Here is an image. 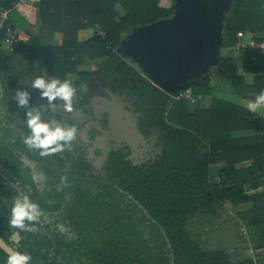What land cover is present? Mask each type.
I'll return each instance as SVG.
<instances>
[{
    "label": "trees",
    "instance_id": "trees-1",
    "mask_svg": "<svg viewBox=\"0 0 264 264\" xmlns=\"http://www.w3.org/2000/svg\"><path fill=\"white\" fill-rule=\"evenodd\" d=\"M14 1L0 0V5L10 6ZM66 1L70 8L60 15L52 0H39L34 10L40 22L39 34H31L27 25L16 20L18 11L28 3L9 13L8 23L21 32L11 51L0 49L4 92L0 103L7 105V122L16 123L28 136L31 132L26 109L18 107L15 94L28 90L27 79L32 81L39 75L36 67L49 69L61 81L67 80L68 73L76 72L79 83L76 87L71 82L72 86L81 89L79 93L86 101L90 86L80 83L123 74V69L116 67L120 56L114 49L120 37L136 27L132 26L136 10L144 6L151 9L141 21L144 24L169 16L175 6L174 0ZM118 4L122 6L120 11L116 9ZM227 17L231 22L223 30L224 47L228 51L231 48L232 53L220 56L212 84L211 78L203 82L194 79L193 84L207 90L218 86L220 80L233 94L255 98L264 90V53L258 46H242L239 50L234 46L238 31L250 30L257 42L263 40L264 0H232ZM95 24L106 30V36L101 37L94 29L90 37L79 41L78 28ZM55 31L63 33L59 46L48 42ZM2 40L0 32V44ZM98 58L103 59L101 63L96 62ZM85 60L102 64L95 76L77 69V64ZM31 90L30 99L37 97L39 90ZM178 91L161 90L145 78L136 80L131 94H139L142 100L148 92L151 94L140 127L144 130V125H155L159 129L160 151L147 162L133 164L122 149H112L96 174H87L86 166L75 161L67 193L46 189L39 194L13 150L7 149V159L1 158V144L0 236L17 251L30 254L29 264H256L250 257L233 261L224 248L202 247L201 233L195 232L194 239L186 225L201 210L214 216L226 200L232 204L249 201L250 209L240 215L252 239L259 238L255 248H264V191L247 196L243 189L245 181L252 186L264 182V117L214 96L209 109H190L189 100L171 98ZM255 129L262 132L232 137L233 131ZM247 159L251 160L248 167L236 166ZM218 162L223 164L217 171L219 181H214L210 168ZM85 175L92 178L83 180ZM24 195L41 210L58 215V219L47 221L41 212L35 222L26 221L36 231L12 227L11 209ZM59 217L68 229L62 231L55 225ZM8 256L0 247V264H7Z\"/></svg>",
    "mask_w": 264,
    "mask_h": 264
},
{
    "label": "flooded vegetation",
    "instance_id": "flooded-vegetation-1",
    "mask_svg": "<svg viewBox=\"0 0 264 264\" xmlns=\"http://www.w3.org/2000/svg\"><path fill=\"white\" fill-rule=\"evenodd\" d=\"M121 58L120 56L116 67L120 63ZM101 66L102 64L97 66V70L92 76H95L99 72ZM118 69H123L121 76H114L109 80L101 77L99 81L90 80L89 83L88 81L80 83L84 86H90L89 99L87 98L86 101H83L82 95L79 93L81 89H76L71 112L64 110L63 101H54L56 107H49L46 98L42 99L40 91L38 90L37 97L31 98L29 103V107H40L43 119L48 121L55 120L65 128L76 127L77 134L80 133L82 126L87 128L88 144L92 140L94 141L97 136H111L116 138L108 143L107 149L104 147L102 149H95L94 152L97 153V157H102L98 166H95L93 161L91 159L89 160L84 154L86 152L83 150L84 145L76 138L70 143L64 144L63 151L47 156H41L40 150L29 148L24 143L25 138L28 136L27 132L16 125V123L7 122L4 114L6 113L7 105L4 101H1V158L7 159V149L13 150L15 156L19 157L23 162V168L30 174L39 194H43L46 189H51L53 193L59 191L67 193L66 189L69 187V178L75 161L78 164L86 166L87 174L89 172L96 174L102 169L104 160L112 149H122L126 152V158L130 159L133 164L147 162L160 151L159 129L155 125H144V130L140 127L142 126L140 120L146 115L144 110L150 106L151 94L148 92V97L142 100L139 98V94L130 93V89L134 86L136 80L142 81L144 78L149 79L143 76L141 72L135 70V67L127 60ZM77 78L70 81L75 86L77 82L79 83ZM27 84V91L30 92L32 89L30 82ZM34 90L36 91V89ZM129 100L132 102H129ZM0 168H3L1 164ZM8 175H12L11 172ZM13 177L15 178V176ZM89 177L85 175L83 180H87ZM74 180L81 179L75 178ZM16 182H18V179H16ZM40 211L47 221L54 222L58 219V215H53L41 209ZM55 216L56 218L54 219ZM55 225L62 231L68 229V225L64 224L60 217L55 222Z\"/></svg>",
    "mask_w": 264,
    "mask_h": 264
},
{
    "label": "water",
    "instance_id": "water-1",
    "mask_svg": "<svg viewBox=\"0 0 264 264\" xmlns=\"http://www.w3.org/2000/svg\"><path fill=\"white\" fill-rule=\"evenodd\" d=\"M169 16L129 29L116 43V51L135 70L164 91L187 89L209 79L212 68L226 54L223 30L231 19L232 0H174ZM3 86L0 80V97ZM7 253L16 248L0 236Z\"/></svg>",
    "mask_w": 264,
    "mask_h": 264
},
{
    "label": "clouds",
    "instance_id": "clouds-1",
    "mask_svg": "<svg viewBox=\"0 0 264 264\" xmlns=\"http://www.w3.org/2000/svg\"><path fill=\"white\" fill-rule=\"evenodd\" d=\"M30 87L40 91L41 98H46L49 107L55 108L54 101H63L65 111L71 112L73 97L76 89L69 80H47L43 75H38L30 82ZM18 107L26 109V124L31 134L24 143L32 149L40 150L41 156H47L63 151V145L70 143L77 136V128H65L55 120L48 121L42 118L41 109L38 106L29 107L30 92L18 90L15 94ZM251 113L257 114L264 109V90L256 95L254 102L247 105ZM42 215L39 205L32 202L27 195L18 197L11 209L10 225L14 228L32 232L37 229L26 225V221L35 222ZM30 254L24 252H12L7 258V264H29Z\"/></svg>",
    "mask_w": 264,
    "mask_h": 264
},
{
    "label": "crops",
    "instance_id": "crops-1",
    "mask_svg": "<svg viewBox=\"0 0 264 264\" xmlns=\"http://www.w3.org/2000/svg\"><path fill=\"white\" fill-rule=\"evenodd\" d=\"M38 2H39V0H30L28 2L27 6H24L25 8H23L22 11H20V12L18 11L19 18L16 19L18 22H25L27 24V26H28L27 29H28V31L31 34H39V32H40V30L38 28V24L40 22L37 21V17H36V15L34 13V10L36 9L35 5ZM52 2L56 6L57 12L60 15L63 12H66V10L70 8L69 1H66V0H52ZM116 9L118 11H120L122 9V6H120V4H118L116 6ZM78 14L81 16V15H84V12H79ZM89 27L92 28L93 26H89ZM87 28L88 27H80L76 31V35H77V38H78L79 41L86 40L94 32V27H93V31H92L91 34L82 35V33ZM49 40L53 41V43L50 44L51 46H59V45H61V43L63 41V33L60 32V31H55L53 33L52 37L48 39V42H49ZM18 55L20 56L21 53H18ZM85 64H89V66H85ZM92 64H95V63L94 62L91 63V62L85 60V61L77 64V69L91 72L92 75H93L95 72L93 73L91 71V69L89 68ZM95 66H96V64H95ZM36 68L37 69H35V73L39 74V75H43L45 79H47V80L48 79H54V78L58 79L57 77H55V76H53L51 74L49 69L44 68V67H40V66H38ZM96 68H97V66H96ZM41 72L43 74H41ZM212 74H213V71H212ZM77 76H78V74H76L74 79H68L69 78V73H68L66 75V79L69 80V81H73V80H75L77 78ZM28 82H31V80L27 79V83ZM202 97L203 96H201L200 94L196 95L195 109L204 110V109H209L211 107V105H212V96L209 97V99H207V101H203L202 99L199 100ZM214 97H218V98H221L223 100L238 104V105L243 106L245 108H247V105L249 103H252L255 100V98L244 97V96H240V95L232 94V93L228 94V95H225L224 97H219V96H214ZM212 114H213V111H212ZM257 114H259L260 116L264 117V109L260 110V112L257 113ZM261 132H262V130H260V129H255L254 131H233L232 132V137H242V136H245V135H254V134L259 135ZM199 152H202V149H199ZM250 161H251L250 159H247V160L243 161L242 163H237L236 166H240V167H243V168L248 167L249 164H250ZM222 164L223 163L218 162V163H213L211 165L210 169H211V172L213 173L212 175H213L214 178L217 177V171L222 166ZM259 182H260V179H259ZM250 183L251 182H249V181H245L244 184H243L244 194H246L247 196H249V195L250 196H254V195L259 194V193L264 191V190H262V189H260L258 187L259 183L256 186H252ZM224 203H230V207L234 208V210H232V211L229 210V213H232L231 214L232 218H234L235 222L239 225L237 239L240 237V241L243 242V244H244L243 246L246 248L245 253L243 255H240L239 259H242V258H245V257H247V258L250 257V258H254L256 264H264V248H255V246L260 244V242H258L259 238L257 237L256 240L252 239V235L250 233V228L248 227L245 219L240 215V214L245 213L247 210L250 209V207L252 205L251 202L245 201V202L238 203V204H232L230 201L226 200ZM218 213L214 215V216L217 217V219L220 218V217H218V215H219ZM210 218H212V220H213V216H211ZM227 234H228L229 240L226 241L227 245L223 246V248L229 254L230 258L233 260L234 257L237 258L236 255H239V254H238V252L234 253L235 252V248H234V244L231 242L232 241L231 230H229V233L226 232V235ZM200 240H201L200 243H201L202 247L207 248V249H215L216 248L215 246L210 245L209 241H211V240H208L207 238H205V236L202 233H201V236H200Z\"/></svg>",
    "mask_w": 264,
    "mask_h": 264
},
{
    "label": "rangeland",
    "instance_id": "rangeland-1",
    "mask_svg": "<svg viewBox=\"0 0 264 264\" xmlns=\"http://www.w3.org/2000/svg\"><path fill=\"white\" fill-rule=\"evenodd\" d=\"M151 13V9L149 7H140L136 10L135 13V18H134V22L132 26H138L142 24V20L144 19V17H146L147 14ZM131 20H129L128 24L130 23ZM20 25L25 26L27 25L25 22H19ZM93 31V27H88L83 33L82 35H87V34H91ZM53 43L52 40H49V44ZM0 49H3V47H0ZM228 53H232L231 48H229ZM101 58H98L96 62L100 61L101 63ZM92 63V62H91ZM85 66H89V64H85ZM97 66V64H96ZM95 64H92L89 68L91 69V71L94 73L96 72L97 68H96ZM213 74L212 77L210 79V84H212V78L214 79L216 76V66L212 68ZM41 74H43L41 72ZM76 72L75 73H71L69 74V78L68 79H74L76 76ZM92 77V76H91ZM215 83V82H214ZM218 86L214 87L213 89H207L204 90L202 86L199 85H195L192 84V86H190L189 88H187L189 90V92L195 96L196 94H200L201 96H203L202 98H200L199 100H203V101H207V99H209V97H213V96H219V97H224L225 95L231 94L232 92L230 91V87L228 88L226 86V82L223 83V81L218 80L217 81ZM223 84V85H221ZM154 85V84H153ZM225 87V88H224ZM224 88V89H223ZM112 90V89H111ZM203 93H207V94H203ZM233 94V93H232ZM105 95V92H104ZM206 95V96H205ZM208 96V97H207ZM129 102H132L131 100H129ZM189 108H194L195 107V100L193 102L189 101ZM119 106V105H117ZM91 124V123H89ZM87 133V134H86ZM87 128H84L83 126L80 129V133L77 134L76 139H78L80 142H82V144L84 145L83 150H85L86 152L84 153L89 160L91 159L93 161V163L95 164V166L99 165L100 160L102 159V157H97V153H95V149L99 148L102 149V147H104L105 149H107L108 143L113 141V139L115 140L116 138H113L111 136H97V138H95V140L91 141L90 144H88V139H87ZM90 138V137H89ZM110 146V145H109ZM98 158V159H96ZM229 204V205H228ZM224 206L221 207V211L219 210V215L217 219L216 216H213V220L212 218H210L212 215L207 213L206 210H201L198 211L193 217H191L189 220L188 225H186L187 230L189 232H191L192 237L195 239V232L197 233H202L205 238H207L210 242V245H213L216 247V249H223V246L227 245V240H229L228 234L226 235V232L229 233V230H231V234H232V243L234 244V248H235V252H238L239 255H236V257H234L233 261H237L240 257V255H243L245 253L246 248L243 246V242L240 241V237L237 239V235H238V230H239V225L235 222V219L232 218L231 214L229 213V210H234V208L230 207V203H224ZM230 214V215H229ZM56 218V216L54 217V219ZM192 219V220H191ZM201 245V243H200ZM236 246V247H235ZM243 246V247H242ZM242 247V248H241Z\"/></svg>",
    "mask_w": 264,
    "mask_h": 264
},
{
    "label": "built area",
    "instance_id": "built-area-1",
    "mask_svg": "<svg viewBox=\"0 0 264 264\" xmlns=\"http://www.w3.org/2000/svg\"><path fill=\"white\" fill-rule=\"evenodd\" d=\"M30 0H15L11 3L10 6L0 5V32L3 33V40L1 41L0 47H3L5 51H11L13 44L17 41L18 35L20 34V30L13 28L9 23V13L11 9L16 8L20 5H25ZM94 29L97 34L101 37L106 36V30H104L99 24H95ZM107 48L110 47V43H107ZM245 46H258L261 48L264 53V35L263 40L257 42L254 36V33L250 30L238 31L237 32V42L234 46L235 50H239V48ZM226 51H228L227 47H224ZM172 99L183 98L193 102L196 96H193L188 89L179 90L176 93L170 95ZM214 181H219L218 176L213 178ZM258 187L264 190V182L261 181Z\"/></svg>",
    "mask_w": 264,
    "mask_h": 264
}]
</instances>
